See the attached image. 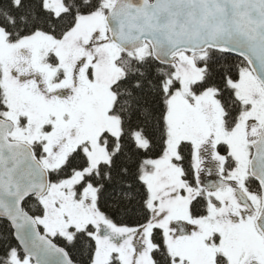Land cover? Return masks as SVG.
Segmentation results:
<instances>
[{"label": "snow or ice", "instance_id": "1", "mask_svg": "<svg viewBox=\"0 0 264 264\" xmlns=\"http://www.w3.org/2000/svg\"><path fill=\"white\" fill-rule=\"evenodd\" d=\"M0 264H264V0H0Z\"/></svg>", "mask_w": 264, "mask_h": 264}]
</instances>
